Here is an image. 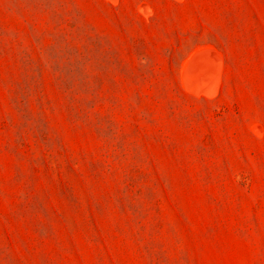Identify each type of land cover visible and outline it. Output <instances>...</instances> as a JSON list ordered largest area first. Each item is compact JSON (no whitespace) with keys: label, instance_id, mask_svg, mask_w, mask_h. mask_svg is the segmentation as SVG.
I'll return each mask as SVG.
<instances>
[{"label":"rangeland","instance_id":"374dc122","mask_svg":"<svg viewBox=\"0 0 264 264\" xmlns=\"http://www.w3.org/2000/svg\"><path fill=\"white\" fill-rule=\"evenodd\" d=\"M0 264H264V0H0Z\"/></svg>","mask_w":264,"mask_h":264},{"label":"bare ground","instance_id":"6f19581e","mask_svg":"<svg viewBox=\"0 0 264 264\" xmlns=\"http://www.w3.org/2000/svg\"><path fill=\"white\" fill-rule=\"evenodd\" d=\"M204 91H206L207 92V89H205ZM209 92V91H208Z\"/></svg>","mask_w":264,"mask_h":264}]
</instances>
